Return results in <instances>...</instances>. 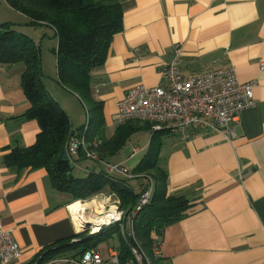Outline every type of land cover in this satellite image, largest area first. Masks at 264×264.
Returning a JSON list of instances; mask_svg holds the SVG:
<instances>
[{"label":"crops","instance_id":"obj_1","mask_svg":"<svg viewBox=\"0 0 264 264\" xmlns=\"http://www.w3.org/2000/svg\"><path fill=\"white\" fill-rule=\"evenodd\" d=\"M111 1L123 7L124 28L114 36L104 65L93 72L91 81L92 98L102 106L104 123L95 140H85L70 158L74 176L102 172L103 163L123 164L133 171L146 159L153 137L147 127L133 133L113 155L98 149L121 125L118 102L134 86L162 84V71L177 51L187 78L233 67L240 82H256L257 102L233 124L235 138L205 129L193 132L188 141L167 130L158 135L157 164L166 172L168 193L198 204L196 213L165 230L159 264H264V0ZM24 21L13 29L41 49L45 86L70 117L68 148L71 138L85 139L88 122L78 101L86 102L48 72L52 56L44 52L45 40H36L47 37L52 28L35 26L32 33L24 27L33 26ZM25 69L22 64H0V226L12 232L23 251L14 264H30L47 246L77 234L80 224L72 215L71 197L54 188L45 169L5 161L12 151L33 147L41 131L37 121L23 117L31 107L23 88ZM136 134H146L147 145L135 147L127 160L117 163L115 158ZM88 152L100 158V164ZM135 179L147 180L139 181V191L130 184L137 193L152 181L146 175Z\"/></svg>","mask_w":264,"mask_h":264},{"label":"trees","instance_id":"obj_2","mask_svg":"<svg viewBox=\"0 0 264 264\" xmlns=\"http://www.w3.org/2000/svg\"><path fill=\"white\" fill-rule=\"evenodd\" d=\"M16 12L22 14L30 26L46 25L54 29L58 38L57 67L58 81L69 91L77 94L83 102L94 103L88 114V124L83 128L85 140L92 143L104 123L102 106L92 98L91 81L93 72L102 67L107 58L111 42L123 28V7L111 0H5ZM13 24L0 25V64L25 66L23 88L31 107L23 116L35 120L40 126L36 143L26 150L12 151L5 157L8 164L24 168L45 169L54 188L69 195L73 202L89 201L101 192L108 191L121 201V208L131 215L141 196L130 185V179L106 170L92 172L85 178H76L71 161L65 162L63 154L71 136V121L67 112L53 101L45 83L41 49L28 35L13 29ZM152 130L153 125L141 122H126L119 126L110 141L99 146V152L110 155L120 151L130 136L142 128ZM153 132V131H152ZM159 132H153L148 155L133 171L134 175L149 176L153 181L152 197L134 220L135 238L126 241L118 227L80 239L74 234L47 246L30 264H42L48 260L71 253L82 255L96 249L104 239L117 234L120 246L117 249L122 264L134 261L131 248L142 249L154 264L152 248L160 242L165 230L198 211V204L185 196L168 193L167 175L157 164V140ZM81 157L86 154L81 151ZM72 158V157H70ZM99 160H94L100 164ZM73 164V163H72ZM106 231V232H105ZM78 240L77 242H73Z\"/></svg>","mask_w":264,"mask_h":264},{"label":"built area","instance_id":"obj_3","mask_svg":"<svg viewBox=\"0 0 264 264\" xmlns=\"http://www.w3.org/2000/svg\"><path fill=\"white\" fill-rule=\"evenodd\" d=\"M179 57L180 52L177 51L175 59L163 69L162 84L157 87L141 84L128 91L117 104L118 122L150 123L153 125V132L167 130L183 141H188L198 129L224 132L227 139L235 138L233 124L244 111L257 106L253 93L256 82H240L233 67L187 78L181 72ZM261 70H264V63L261 64ZM84 143V138H71L67 148L68 155H76ZM87 155L91 159L99 160L91 152ZM103 164L109 174H117L130 180L136 177L123 164ZM152 192L153 183L150 181L142 187L134 212L126 216L130 225L129 238H135L134 220L150 202ZM123 214L122 210L115 214L111 223H120ZM76 227L78 232L84 230L82 223L76 224ZM131 250L134 261L127 264H154L142 249L133 246ZM110 253L109 261H105L96 249H91L79 256H60L42 264H122L117 249L114 248ZM22 254L23 251L12 232L0 226V264H14L21 259ZM152 255L154 259L162 258L160 242L153 245Z\"/></svg>","mask_w":264,"mask_h":264},{"label":"rangeland","instance_id":"obj_4","mask_svg":"<svg viewBox=\"0 0 264 264\" xmlns=\"http://www.w3.org/2000/svg\"><path fill=\"white\" fill-rule=\"evenodd\" d=\"M25 17L13 10L5 0H0V25L2 24H13L14 28L16 25H23L26 23ZM19 27V26H18ZM29 28L28 31L35 32L38 27H24V29ZM34 35V34H32ZM37 35V34H36ZM37 37V36H33ZM38 39V38H36ZM42 40H45V46H44V52L47 54L50 58L52 56V66L48 69V72H50L52 75L56 74L58 76V70H57V48H58V38L56 36V33L53 29H51L49 35L47 37L42 36L41 40H36L38 44L41 43ZM47 74H44V76ZM48 77V76H47ZM50 77V76H49ZM52 79V77H50ZM79 102L80 109L84 110V120L85 124L88 122V114L89 111L93 108V105L90 101H86L85 105L83 103ZM83 105V106H82ZM85 129V127H84ZM148 139L146 134H136L132 137V139L128 142L127 146L122 150V152L119 154L117 158H115L116 162L119 161H125L134 151L135 147H144L147 145ZM89 157V156H88ZM137 177V175H136ZM135 177V178H136ZM141 181H147L146 179H135L131 180L130 184L132 187L139 191V186ZM77 202H83V203H91V209L89 210V214H87V221H100L104 219L109 214H118L121 210L124 212L122 221L120 223H111L110 225L102 224L98 227V231L94 232L93 224L91 223V227H86L83 231H79L77 234H80V239L88 236H92L94 234H100V232H104L105 229H107V232H112L113 227H118L120 229V232L123 236V238L128 241L130 238L128 237V233L130 230V225L127 221V213L128 211L121 208V201L108 191H104L93 197L89 201H77ZM76 203V202H73ZM81 222V219L79 220ZM105 231V232H106ZM120 246V241L118 235L115 233L110 238L104 239L101 241L97 246V251L102 255V257L105 259V261H109L111 258L110 251L115 249H118ZM74 251H71L69 253L61 254V256H70L71 253Z\"/></svg>","mask_w":264,"mask_h":264},{"label":"bare ground","instance_id":"obj_5","mask_svg":"<svg viewBox=\"0 0 264 264\" xmlns=\"http://www.w3.org/2000/svg\"><path fill=\"white\" fill-rule=\"evenodd\" d=\"M91 203H83V202H76L74 204H72L71 206V212H72V215L74 217V219L77 221V222H80L79 220L81 219V222H87L89 224H93V229H94V232H97L98 231V227L102 224H105V225H109L111 224V220L112 218L115 216L114 214H109L108 216H106L104 219L100 220V221H90L88 222L87 220V214H89V210L91 209Z\"/></svg>","mask_w":264,"mask_h":264},{"label":"water","instance_id":"obj_6","mask_svg":"<svg viewBox=\"0 0 264 264\" xmlns=\"http://www.w3.org/2000/svg\"><path fill=\"white\" fill-rule=\"evenodd\" d=\"M63 160L65 161V162H69L70 161V156L68 155V151H66L64 154H63ZM70 167H71V169L73 170L74 169V164H70ZM82 224H83V227H84V229H86V227H91V224H89V223H87V222H82Z\"/></svg>","mask_w":264,"mask_h":264}]
</instances>
